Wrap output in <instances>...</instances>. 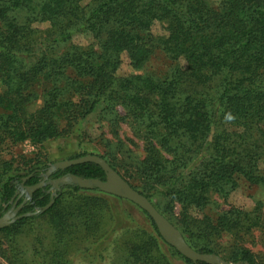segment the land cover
Wrapping results in <instances>:
<instances>
[{"label":"trees","instance_id":"obj_1","mask_svg":"<svg viewBox=\"0 0 264 264\" xmlns=\"http://www.w3.org/2000/svg\"><path fill=\"white\" fill-rule=\"evenodd\" d=\"M156 51L171 62L166 76L116 75L122 57L137 71ZM98 109L110 139L69 160L102 158L197 253L219 256L228 235L223 260L264 264L263 202L219 209L239 180L264 193V0H0V217L53 199L0 228V260H104L97 252L118 231L110 264H205L166 244L136 205L96 189L67 185L50 198L39 188L26 200L46 165L12 150L67 138ZM120 123L142 157L119 137ZM60 173L105 180L93 163Z\"/></svg>","mask_w":264,"mask_h":264},{"label":"rangeland","instance_id":"obj_2","mask_svg":"<svg viewBox=\"0 0 264 264\" xmlns=\"http://www.w3.org/2000/svg\"><path fill=\"white\" fill-rule=\"evenodd\" d=\"M156 34H161L162 29L156 27L154 29ZM91 40L88 37L78 36L74 39V43L79 45H87ZM182 65V64H181ZM171 62L165 57V55L159 51H156L153 56L147 61V63L140 70H133L129 65L128 61L125 57H122L121 65L116 72V75L119 77L127 76L130 74H141V75H153L156 77L166 76L170 70ZM41 89V86H38L36 92L38 93ZM31 108H36L40 106V102L34 101ZM99 109L91 116L87 118V120L80 124V126L75 129V131L69 135L67 138H60L55 141L47 142L42 148H38L30 144L29 142H24L18 147L12 150L13 153L23 154L25 156L31 158H37L46 165V169L53 166V164L69 160L70 158L75 157L80 154L84 149H86L87 144H91V142L96 141L100 135H104L106 138L110 139V135L108 132H111L108 124L103 122H98L99 117ZM108 126V127H107ZM119 137L128 138L132 140V143L136 145L129 146L127 145L132 152L135 154H139L140 157L142 154V146L140 141L133 139L131 132L125 126V124L119 125ZM37 154L41 156H37ZM262 169H264V163L261 164ZM238 189L235 190L227 200V203L222 204L219 209H227L229 206H233L236 208H241L243 210H251L254 206L256 200H260L263 202L264 206V193L260 188L256 186L248 185L244 180H239ZM221 203V202H220ZM125 204V203H124ZM126 206H128L126 204ZM130 207L134 213H137L133 207ZM218 209V211H219ZM177 213V210H174ZM264 211V210H263ZM215 212V211H214ZM118 231L115 232L111 237L108 238V241L104 243L99 252H102L104 260H100L99 258L93 257H82V255H77L73 257L72 264H110L113 259V256L117 253L116 246L113 243L114 238L116 239L118 235ZM255 245L253 247V251L258 250V240L254 239ZM233 240L230 236L226 235L220 239H218L216 252L219 254L220 258H225L227 252L232 247ZM249 242H248V245ZM96 251L92 252V255L97 254ZM175 264H184L181 261H173ZM228 262V261H227ZM0 264H5L2 260H0Z\"/></svg>","mask_w":264,"mask_h":264},{"label":"water","instance_id":"obj_3","mask_svg":"<svg viewBox=\"0 0 264 264\" xmlns=\"http://www.w3.org/2000/svg\"><path fill=\"white\" fill-rule=\"evenodd\" d=\"M83 163H93L98 165L105 174V180L101 181L98 179H81L75 175H70L68 177H63L52 181L53 188H58V185L67 186L75 185L81 189H96L102 193L118 197L120 199L131 202L136 205L142 211H144L153 221L156 229L163 239V241L174 248L180 255L192 262H203L205 264H246V263H234L227 262L214 254H199L193 249H191L184 241L180 232L173 226L166 218H164L153 205L141 194L136 192L130 187V185L118 175L102 158L95 155H87L75 160H66L53 164L50 171L53 170H64L68 167L83 164ZM50 171L47 173L49 175ZM43 183H38L37 185L26 188L27 199L29 200L32 193L41 188ZM26 200L24 202H26ZM53 204V199L41 210H36L33 213H26L21 216H17L16 213L20 210V205L15 210L7 212L4 216L0 217V228L9 226L22 217H28L36 215L47 210Z\"/></svg>","mask_w":264,"mask_h":264},{"label":"flooded vegetation","instance_id":"obj_4","mask_svg":"<svg viewBox=\"0 0 264 264\" xmlns=\"http://www.w3.org/2000/svg\"><path fill=\"white\" fill-rule=\"evenodd\" d=\"M53 166L49 167L48 169H45L41 174V180L39 183H43V186L41 188H47L46 189V193H50V198L55 196V194L64 186H61V185H58V188H53V184L51 183L52 181H55L57 179H60V178H63V177H68L72 174H62L60 172H64V170H61L60 169H57V170H53V171H50V169L52 168ZM50 171L49 175H47V173ZM53 176H57V177H53ZM22 193V192H21ZM21 193L18 197L21 196ZM27 193H26V199H27ZM12 209H10L9 211H11ZM7 211V212H9ZM7 212H5L2 216H4ZM1 216V217H2Z\"/></svg>","mask_w":264,"mask_h":264}]
</instances>
